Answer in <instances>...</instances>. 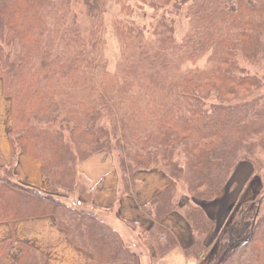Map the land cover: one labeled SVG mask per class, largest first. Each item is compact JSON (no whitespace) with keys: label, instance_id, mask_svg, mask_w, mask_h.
Instances as JSON below:
<instances>
[{"label":"trees","instance_id":"1","mask_svg":"<svg viewBox=\"0 0 264 264\" xmlns=\"http://www.w3.org/2000/svg\"><path fill=\"white\" fill-rule=\"evenodd\" d=\"M84 2L92 18L99 15L98 0ZM70 5L71 0H0V77L5 95L12 100V150L27 152L39 160L42 155L39 152L49 153L58 170L51 167L50 158L40 160L49 184L66 187L72 192L78 186L79 163L99 152L101 139L91 129L84 128L83 133H79L82 135L78 134L79 144L90 146L95 142L96 149L80 158L70 170L69 145L64 136L48 129L40 130L34 124V121L49 122L56 118V114H61L60 108L53 107L60 95L72 107V99L77 96L74 91L100 93L103 86L98 85L96 79L99 61L88 53L89 47L98 48L99 26L94 25L88 39L76 29L67 35L64 30L71 13ZM210 9L204 23L196 27L195 36H189L183 42L176 39L173 27L162 24L164 29L159 30V42L155 52L151 53L142 50L144 43L140 29L117 26L116 32L123 47L131 52L124 59L127 66L130 65L128 73H138L139 67H143L148 71L149 80L140 87L138 93L145 92L140 99L127 94L132 83L122 81L119 86L121 82L115 75L106 72L100 82L110 89L117 87L120 100L127 101L134 108L131 116L140 119L139 125L130 128L139 133L130 131L138 143L132 156L131 164L135 167L130 166V177L136 170L157 168L160 157L174 164L172 155L176 148L185 146L184 162L170 169L169 173L162 169L173 180L172 187L161 192L148 211L152 213L155 206L154 217L159 221L171 211L182 210L195 238L190 251L196 253L209 251L205 241L213 221L195 199L212 201L228 184L231 172L240 161L234 153L232 139L244 140L253 132L264 131V96L235 104L209 103L212 92L219 93L216 84L220 77L222 82L236 86L253 83L249 75L235 77L232 57L240 45L239 40L256 42L253 34L243 29L246 24L239 14L241 8L231 13L222 7ZM251 9L258 12L264 10V6ZM234 14L236 21H233ZM220 23L223 33L220 32ZM240 30L244 31L239 36L236 32ZM13 43L20 47L19 50L15 53L6 51L5 44ZM210 50L214 66L209 72L193 75L180 70L184 60H197ZM137 99L140 103L143 101L138 107ZM78 108L79 114L71 108L68 113L79 116V125L72 128L74 133L83 129L82 121L92 127L90 122L101 114L83 96ZM128 128L121 126L124 132ZM99 133L108 135V130H99ZM36 140L38 151L29 149V142ZM186 169L190 175L185 180L189 195L188 200L180 205L175 191L179 181L177 172L185 173ZM66 170L71 171L68 183L57 181L55 176ZM126 175L122 176L126 179ZM69 196L20 183L9 169L0 165V221L51 214L73 243L93 254L95 264L122 259L128 250L123 246L120 234L95 214L70 205L66 201ZM263 202L264 193L256 201L243 204L244 209H237V218L249 222L246 230L239 232V220L235 216L229 223L227 238L213 251L208 264H264ZM9 245V242L0 244V264ZM129 254L135 256L133 252ZM19 264H45V260L36 250L24 246Z\"/></svg>","mask_w":264,"mask_h":264},{"label":"rangeland","instance_id":"2","mask_svg":"<svg viewBox=\"0 0 264 264\" xmlns=\"http://www.w3.org/2000/svg\"><path fill=\"white\" fill-rule=\"evenodd\" d=\"M100 13L95 18L88 13L87 6L84 0H71V13L69 16V21L65 26V33L67 35L72 33L75 29L85 38H89L90 33H92V28L95 24H98V37L99 45L97 50H94L92 47H89V54L96 56L99 61V65L96 69V79L98 85H103L101 92H92V91H80L79 89L74 91L77 96L72 99V107L70 102L65 103L63 96H59L56 100V104L53 105L54 108H60L61 114H56V118L49 122H37L34 121L36 127L40 130L48 129L50 132H59L64 136L65 142L69 145L68 151L70 152L71 162L69 163L70 170L75 167L78 160L88 154L91 151H94V144L90 146L80 145L79 134L82 130L91 129V132L100 138V144L98 147H102L99 151L106 152L110 158L115 163L118 171L121 175H126V179L130 177V166L131 168L135 167L131 164L133 155L136 153L138 143L135 138H133L132 133L130 132L131 127H135L140 124L139 117H132L131 113L134 108L127 102L121 101L120 95L116 92V89H110L108 85L104 87V83H100L103 79L104 73H110L119 78L120 84L125 81L127 83H132L131 89L127 91L128 95H136L140 99V95H144V91H140V87L147 78L148 71L145 68L139 67L140 70L137 73L129 72L127 68V62H125V55H130L123 47V44L120 41V38L116 32L117 26H134L141 30L142 41H143V51L155 52L157 44L159 42V30L164 29V25L173 27L174 35L179 42H183L189 36H195L196 27L199 24L204 23L205 17H208L210 8L222 7L226 11L235 12L238 7L243 23L250 24V26L243 27L246 29L248 34H253L256 39L255 43L252 41L242 42L236 47L234 51V56L232 57L235 65V77H239L242 74L249 75L250 78H253V83L246 84L244 86H236L229 84L227 82H222V77L217 82V89L219 93L212 92L210 96V102H223L227 104H235L244 102L246 100H251L260 96H264V10L259 9L258 12H252L251 7L258 6L263 7L264 2L262 0H98ZM248 4V5H247ZM252 5V6H251ZM208 8H207V7ZM236 14L233 16V21H236ZM199 17V18H198ZM220 22L227 25V22L221 20ZM162 24H164L162 26ZM248 27V28H246ZM244 30L236 32L239 36ZM220 32L223 33V28L220 23ZM19 46L15 43L11 45L5 44V50L11 53H15L19 50ZM212 50L208 51L205 55L201 56L197 60L186 59L180 65V70L183 73H189L197 75L198 72H209L214 64L210 59ZM145 70L146 72H141ZM225 68H222L224 71ZM243 72V73H242ZM142 75H137L141 74ZM230 76H233L229 74ZM249 78V79H250ZM123 79V80H122ZM222 84V85H221ZM123 94H121L122 96ZM82 96L85 97V101L89 100V104L95 106L101 114H98L97 120L90 122V126H86L85 122L82 121L80 124L83 126V129H80L78 133H74L72 130L73 126L79 125V116L74 114H68L69 109L75 110L79 114V101L82 99ZM137 99V107L143 103L139 102ZM64 102V105H63ZM64 106V107H63ZM74 113V112H73ZM57 115H59L57 117ZM128 126V130L125 132L121 129V126ZM99 130H108V135L100 134ZM73 131V132H72ZM135 134L134 130H132ZM137 131H140L138 128ZM83 133V132H82ZM79 134V135H78ZM92 134V133H91ZM92 137V136H91ZM90 137V138H91ZM233 144L235 145L234 153L238 155L239 160L236 167L243 161L251 163L253 166V176L255 179H260L262 182V187L259 195L248 202L240 203L232 209V214L229 215V218L222 230L221 241L227 238V230L229 223L236 216L237 209L241 207L244 209L245 203L256 201L259 196L264 193V131L253 132L252 135H248L244 140L235 137ZM94 141V140H93ZM38 140L34 142H29V149H35L38 151ZM242 146L243 149L240 148ZM41 153V159L50 158L51 167L54 171H58L55 167L56 164L53 162V157L49 153ZM185 146L181 145L176 148L175 153L172 155V162L159 158L157 161V168L164 169L167 172H170V169L178 164H182L185 158ZM132 157V158H129ZM38 159V158H37ZM40 159V160H41ZM39 160V159H38ZM153 167V166H152ZM235 167V168H236ZM234 168V170H235ZM70 170L60 171V174L55 176L57 181H62L68 183L69 175L71 174ZM233 170V171H234ZM137 171V170H136ZM135 171V172H136ZM233 171L231 173H233ZM132 173V172H131ZM179 177L178 184L175 188L176 195L178 196L177 201L181 204L186 202L188 199H185V195H189L187 191L186 179L190 177L187 169L185 173L177 172ZM230 177L228 181L230 182ZM188 181V180H187ZM80 186L81 183L79 182ZM47 191L57 192L60 196L62 195H71V190H68L66 187L60 185H50L47 188ZM219 196V195H218ZM217 196V197H218ZM181 197V198H180ZM183 197V198H182ZM216 197V198H217ZM215 198V199H216ZM66 199V198H65ZM214 199V200H215ZM194 200V199H193ZM197 202H201L198 199H195ZM194 200V201H195ZM212 200V201H214ZM67 202L68 199H66ZM181 201V202H180ZM203 202V201H202ZM205 202V201H204ZM71 205V203H69ZM241 210V209H240ZM261 210L264 211V202L262 203ZM236 219L239 220L237 229L239 232H244L249 224V222L244 221L243 218L236 216ZM123 239V238H122ZM219 241V239H218ZM124 247L128 250L126 251L125 256L122 259H118L116 262L113 260L107 264H141L140 256L135 255V250L130 247L131 245L123 239ZM135 255L131 257L129 253ZM210 252L208 251L205 259H203L202 264L209 263ZM105 264V263H103Z\"/></svg>","mask_w":264,"mask_h":264},{"label":"crops","instance_id":"3","mask_svg":"<svg viewBox=\"0 0 264 264\" xmlns=\"http://www.w3.org/2000/svg\"><path fill=\"white\" fill-rule=\"evenodd\" d=\"M12 127V100L5 95L0 77V165L9 169L16 181L46 191L49 181L42 162L27 152L12 150ZM253 170L251 163L241 162L214 201L200 202L213 221L205 241L211 250L208 259L220 244L222 230L235 205L259 195L262 182L254 178ZM79 182L69 203L114 228L140 256L141 264H202L208 252L190 251L195 238L182 210L171 211L159 221L154 217L155 206L152 213L148 211L152 201L172 187L173 180L164 171L140 169L127 180L110 156L99 151L79 163ZM184 198L188 199V195ZM4 242L10 245L1 264H19L24 246L36 250L45 264H95L93 254L73 243L51 214L0 221V244Z\"/></svg>","mask_w":264,"mask_h":264}]
</instances>
